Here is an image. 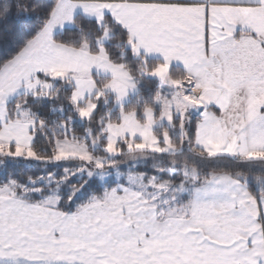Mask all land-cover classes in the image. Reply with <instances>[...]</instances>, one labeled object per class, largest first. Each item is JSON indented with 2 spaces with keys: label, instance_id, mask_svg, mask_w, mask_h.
<instances>
[{
  "label": "snow or ice",
  "instance_id": "6c2138e0",
  "mask_svg": "<svg viewBox=\"0 0 264 264\" xmlns=\"http://www.w3.org/2000/svg\"><path fill=\"white\" fill-rule=\"evenodd\" d=\"M0 264H264V0H0Z\"/></svg>",
  "mask_w": 264,
  "mask_h": 264
},
{
  "label": "trees",
  "instance_id": "16d2710c",
  "mask_svg": "<svg viewBox=\"0 0 264 264\" xmlns=\"http://www.w3.org/2000/svg\"><path fill=\"white\" fill-rule=\"evenodd\" d=\"M3 31V29L2 28H0V32H2Z\"/></svg>",
  "mask_w": 264,
  "mask_h": 264
}]
</instances>
